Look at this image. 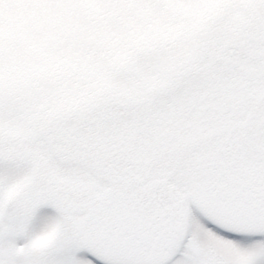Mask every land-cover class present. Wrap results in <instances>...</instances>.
<instances>
[{"label":"snow or ice","instance_id":"obj_1","mask_svg":"<svg viewBox=\"0 0 264 264\" xmlns=\"http://www.w3.org/2000/svg\"><path fill=\"white\" fill-rule=\"evenodd\" d=\"M0 264H264V0H0Z\"/></svg>","mask_w":264,"mask_h":264}]
</instances>
